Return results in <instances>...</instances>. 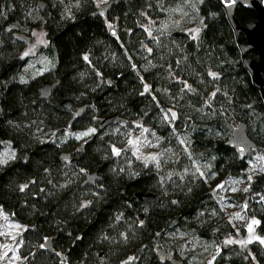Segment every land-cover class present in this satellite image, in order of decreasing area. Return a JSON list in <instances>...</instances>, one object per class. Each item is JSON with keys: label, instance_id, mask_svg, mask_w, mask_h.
Returning a JSON list of instances; mask_svg holds the SVG:
<instances>
[{"label": "trees", "instance_id": "16d2710c", "mask_svg": "<svg viewBox=\"0 0 264 264\" xmlns=\"http://www.w3.org/2000/svg\"><path fill=\"white\" fill-rule=\"evenodd\" d=\"M97 10L91 0H0V210L25 228L19 264H163L156 250L184 264H249L251 253L264 264V244L223 245L234 229L212 190L246 178L249 156L227 145L236 125L245 122L264 151V101L243 64V35L219 0H120ZM144 15L168 19L156 37L145 36ZM235 18L246 25L256 13L239 5ZM39 30L47 47L25 57L21 37ZM46 82L58 86L40 100ZM170 110L176 121L166 119ZM114 115L125 121L101 128ZM133 122L166 171L198 174L167 180L130 154L115 156ZM92 174L100 179L84 184ZM263 185H252L245 213L264 239ZM139 192L155 196L150 211Z\"/></svg>", "mask_w": 264, "mask_h": 264}, {"label": "rangeland", "instance_id": "374dc122", "mask_svg": "<svg viewBox=\"0 0 264 264\" xmlns=\"http://www.w3.org/2000/svg\"><path fill=\"white\" fill-rule=\"evenodd\" d=\"M97 9L108 4L111 0H91ZM168 19L154 20L148 18L144 15L141 19L140 26L145 32L147 39L156 37L155 34L166 26ZM117 27V24H113ZM109 28H112L110 22L107 23ZM114 27V28H115ZM187 32L196 39L199 37L200 28L190 27ZM23 38L27 42V48L25 51V57L28 55H37L41 47H47L49 41H47L46 33L43 30L34 31L31 37ZM147 48V47H146ZM148 49V48H147ZM174 111H166L165 117L168 121L173 122L177 119V113L173 117ZM238 125L235 126V129ZM117 128L115 131H119ZM124 138L126 139L125 146L122 149L113 148L114 155L117 157H127L128 154L134 160L139 161L141 165L145 166H155L156 170L159 172H164L166 174L167 180L175 176L193 175L196 176L198 173L195 172L199 168H192L191 171L188 167H183L181 169H171L166 171V167L161 165V155L154 145H152L151 140L148 139L146 135V128L141 126L139 122H133L132 128H129L127 132H124ZM128 148L130 152H127ZM249 156V169L246 172V178L240 179L235 178L224 180V182L217 183L213 186L214 194L221 201H226L224 204V212L226 214V219L231 223L234 232L233 235L227 236L223 240V245L225 246H239L242 250L249 247L250 243H261L264 244V239L258 233L257 228L259 226V221L254 217L246 215V198L252 191V185L257 182L258 179L262 178L264 180V151L257 150L250 151L247 153ZM200 173V177L202 176ZM264 195V194H263ZM262 195V197H264ZM255 198L257 195H250V198ZM258 198H261L259 196ZM256 221V223H253ZM25 230L16 222L12 221L11 218L0 210V264H19L23 261L21 254H19V249L21 246V235ZM160 250H156L159 252ZM251 259L258 264L255 255L252 253ZM175 258L174 254L171 252L170 259ZM213 257L208 259V264L211 263ZM136 262L134 257H131L124 264H134Z\"/></svg>", "mask_w": 264, "mask_h": 264}, {"label": "water", "instance_id": "95a60500", "mask_svg": "<svg viewBox=\"0 0 264 264\" xmlns=\"http://www.w3.org/2000/svg\"><path fill=\"white\" fill-rule=\"evenodd\" d=\"M120 0H111L108 4H105L103 7L99 8L95 13L105 14L112 5H116ZM222 4L227 15L229 17V22H231L234 32L236 33L237 39H240V36L243 35L245 43H239L241 54L243 55V64L248 70L250 76L252 77L253 83L256 88L261 92V97L264 101V0H219ZM242 6L246 10H252L256 13V20L250 21L246 25H242L235 18L236 8ZM40 8L43 10L46 9L47 5L44 2H39ZM109 32L112 36H117L116 28L112 27L109 29ZM255 51L258 54V59L250 58L249 53ZM58 86V83H44L39 90L40 100H48L50 98L51 92ZM63 107H66L67 110H72V102L64 101L62 103ZM86 107H83L76 111V114L73 116V121L76 120L78 116L84 113ZM125 121V119L119 117L118 115L110 116L101 123V128H104L111 123L118 121ZM227 145L232 149L234 148L236 152L245 156L250 151H256L258 145L249 137L247 133V124L245 122L240 123L236 129L233 131V136L229 139ZM67 155H63L62 159H66ZM71 163L76 164V161H71ZM100 178L96 174L89 175V177L84 181V184H93L95 181ZM263 194H264V185H263ZM136 197L140 204H142L146 211H150L151 202H155L156 198L153 194H144L137 193ZM143 219V216H141ZM45 248L51 250L52 242L48 239L45 243ZM157 258L161 263L166 264H184L183 261L171 258L170 254L165 250H160L156 254ZM249 264H255V262H249Z\"/></svg>", "mask_w": 264, "mask_h": 264}, {"label": "snow or ice", "instance_id": "6c2138e0", "mask_svg": "<svg viewBox=\"0 0 264 264\" xmlns=\"http://www.w3.org/2000/svg\"><path fill=\"white\" fill-rule=\"evenodd\" d=\"M172 115H173V117H174V116H175V113H173ZM253 223H256V221H253ZM262 242H264V241H262Z\"/></svg>", "mask_w": 264, "mask_h": 264}]
</instances>
